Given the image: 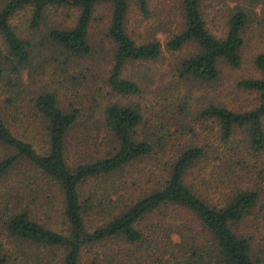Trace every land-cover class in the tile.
Segmentation results:
<instances>
[{
    "label": "trees",
    "instance_id": "1",
    "mask_svg": "<svg viewBox=\"0 0 264 264\" xmlns=\"http://www.w3.org/2000/svg\"><path fill=\"white\" fill-rule=\"evenodd\" d=\"M248 1L251 6L257 2ZM101 5L110 7L105 30L111 45L107 85L116 94L133 96L140 92L136 83L122 77V72L130 63L159 60V35L167 36L164 46L169 53L188 45L195 48L175 66L179 80L215 83L221 75L220 62L231 69L242 64L244 32L249 24L248 11L242 6L229 10L225 31L215 36L208 30L209 13L203 10V0H179L180 23H174L173 28L171 19L161 12L160 18L154 19L148 0H0V38L5 51L0 52V80L17 87L24 75L31 77L34 54L40 52L12 28L10 21L17 12L29 8V29L36 30L49 9L77 11L72 28L49 31L41 44L52 54L83 60L99 52L90 45L89 30ZM131 7L144 22L148 21L139 43L127 33ZM253 65L261 77L240 80L237 89L258 95L255 108L233 112L209 103L198 110L197 116L219 126L224 148L240 131L243 149L258 155L264 151V54H258ZM31 108L43 124L44 147L37 151L0 120V145L11 150L0 159V180L25 164L27 173L16 189L27 193L29 187L32 193L43 192L44 186L54 187L66 228L60 233L32 220L31 213L19 206L20 195L14 194L15 206L4 222L9 238L61 251L56 264H260L251 257L249 239L236 232V226L256 205L258 193L239 187L234 172L218 178L215 174L201 175L207 161H221L219 156L207 158L206 146H186L160 169L151 161L160 159L159 152L165 155L172 134L163 128L158 136H140L143 120L136 109L106 106L93 134L97 123L90 120L96 110L90 109L86 117L80 109L64 110L56 94L50 92L36 93ZM80 120L88 124L84 127L88 132L76 140L82 158L69 163L73 133ZM181 120L173 119L183 130ZM221 192L225 194L221 196ZM168 208L191 217L196 228L191 227L193 222L190 226L177 219L164 222ZM155 213L162 217L156 224L151 220ZM7 261L0 243V264Z\"/></svg>",
    "mask_w": 264,
    "mask_h": 264
},
{
    "label": "rangeland",
    "instance_id": "2",
    "mask_svg": "<svg viewBox=\"0 0 264 264\" xmlns=\"http://www.w3.org/2000/svg\"><path fill=\"white\" fill-rule=\"evenodd\" d=\"M155 20L160 18V12L170 18L175 24L180 23L178 10L179 0H148ZM248 0H203L204 8L209 13L208 30L215 36L225 31V18L233 6L244 7L249 14V24L244 32L245 44L242 49V64L238 69H231L220 62V79L211 84H200L194 81L179 80L174 68L181 60L195 52L191 45L181 51L169 53L165 50L166 35H159L162 45V55L156 62H137L127 64L122 77L136 83L140 92L133 96H121L111 91L107 85L108 73L111 68V45L105 38V30L110 18V7L101 5L95 10L89 30V41L95 53L83 60H72L52 54L43 48L42 38L54 29H70L75 25L77 11L60 8L49 9L40 26L36 30L29 29L31 10L23 9L16 13L10 24L16 34L22 39L33 42L38 50L34 54L31 77L24 75L22 83L13 87L7 81L0 80V120L4 121L13 135L30 142L40 151L45 144L43 124L34 116L31 100L36 93H55L58 104L64 110L80 109L83 117L90 109L96 114L90 120L94 124L93 134L98 127V120L103 109L111 104L128 106L138 110L142 116V125L138 129L140 136H158L163 128L169 129L171 141L167 143L165 155L159 152L160 159L151 161L160 169L169 162L176 152L191 145L206 146L207 158L221 157L207 161L202 171L203 176L209 174L227 177L234 172L233 177L239 187L244 190L256 191L258 200L245 219L236 226V232L249 239L251 257L264 264V151L258 155L248 154L243 149V134L237 131L227 147L220 141L219 126L212 120L198 118V110L209 104L220 105L233 112H245L255 108L258 95L254 92L237 89V83L243 79L260 78L253 60L258 54H264V0H257L252 6ZM148 22V21H146ZM137 9L131 7L127 16V33L137 42H141L144 30L147 29ZM0 52L5 53L0 38ZM36 67V69H35ZM184 112V113H183ZM181 117L182 126L175 125L173 119ZM179 121V120H178ZM80 126L74 130L72 149L68 162H77L82 156L77 149L79 135L88 131L81 120ZM264 124V120H263ZM178 128V129H177ZM97 130V129H96ZM109 145V144H108ZM107 146V145H106ZM85 149V148H84ZM91 151V150H90ZM158 151H160L158 149ZM164 151V150H163ZM11 150L0 145V159L10 154ZM142 167V164L139 165ZM27 173L25 164L19 165L9 176L0 180V243L8 256L7 264H56L61 258V251L39 246L30 242L17 241L7 236L4 228L5 215L14 205V194L20 195L19 206L31 213L32 220L56 232H64L65 220L61 213V201L58 200L56 189L44 186L43 192H32L27 187V193L18 191L16 185L23 182ZM111 178L110 180H112ZM117 184H119L117 182ZM225 183V186H227ZM43 186V185H41ZM226 188V187H225ZM32 190V189H31ZM221 192V196H223ZM217 197H220L219 195ZM165 221L183 222L191 227L196 225L191 217L179 211L168 208L165 211ZM4 215V216H3ZM3 216V217H2ZM153 223L161 222L162 217L153 214ZM175 221V222H176ZM84 262V261H82Z\"/></svg>",
    "mask_w": 264,
    "mask_h": 264
}]
</instances>
